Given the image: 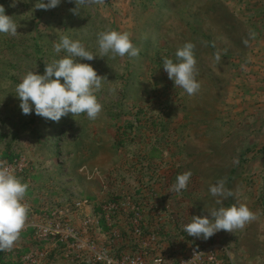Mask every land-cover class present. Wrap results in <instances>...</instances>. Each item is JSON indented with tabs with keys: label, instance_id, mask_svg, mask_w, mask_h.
<instances>
[{
	"label": "rangeland",
	"instance_id": "rangeland-1",
	"mask_svg": "<svg viewBox=\"0 0 264 264\" xmlns=\"http://www.w3.org/2000/svg\"><path fill=\"white\" fill-rule=\"evenodd\" d=\"M36 2L0 0L17 22L15 36L0 34V164L29 185L25 226L0 264H178L192 249L205 251L198 264H264V0H77L79 14L75 0ZM108 28L140 52L77 58L108 79L100 115L22 114L15 85L65 55L53 51L60 36L95 54ZM185 42L201 85L193 96L162 67ZM189 170L187 188L172 191ZM221 179L233 192L225 206L256 219L208 239L184 233L216 206L208 189Z\"/></svg>",
	"mask_w": 264,
	"mask_h": 264
},
{
	"label": "clouds",
	"instance_id": "clouds-1",
	"mask_svg": "<svg viewBox=\"0 0 264 264\" xmlns=\"http://www.w3.org/2000/svg\"><path fill=\"white\" fill-rule=\"evenodd\" d=\"M71 9L79 14V8ZM86 0H79L83 4ZM61 0H37L34 8L51 9L57 7ZM0 34L15 36L17 22L5 13L0 5ZM97 51L94 54L79 41L68 35H61L53 45L56 54L65 55L45 64L43 74L30 69L15 85V96L19 100L22 114L34 113L46 120L58 122L62 117L72 114L73 117L85 114L90 120H95L102 111V104L97 93L102 89L106 77L98 75L89 63L80 62L77 58L92 61L94 58H105L109 54L113 58L127 55L135 58L140 49L135 46L129 33L116 29H105L96 34ZM215 59H221L216 54ZM163 70L173 82L174 87L193 96L200 90L197 80L196 58L194 44L185 42L175 52V60L164 57ZM114 92L115 89H109ZM192 176L191 171H185L176 177L172 191L177 193L185 190ZM29 185L23 182L9 166L0 164V251H10L20 238V233L28 217V206L23 202ZM209 192L216 199L215 207L207 209V215H193L190 222L182 226L184 233L197 238L208 239L216 232L224 230L233 233L243 229L245 225L256 219V215L244 204L225 206L224 199L233 196V192L225 187L223 179L209 185Z\"/></svg>",
	"mask_w": 264,
	"mask_h": 264
},
{
	"label": "built area",
	"instance_id": "built-area-1",
	"mask_svg": "<svg viewBox=\"0 0 264 264\" xmlns=\"http://www.w3.org/2000/svg\"><path fill=\"white\" fill-rule=\"evenodd\" d=\"M136 232L139 230L136 228ZM205 251L201 249H192L187 258L181 260L178 264H198L203 260ZM100 256H97V260H101ZM210 260H213V256H210ZM123 264H141L137 258H126V261ZM155 264H166L165 260L161 257L155 259Z\"/></svg>",
	"mask_w": 264,
	"mask_h": 264
},
{
	"label": "trees",
	"instance_id": "trees-1",
	"mask_svg": "<svg viewBox=\"0 0 264 264\" xmlns=\"http://www.w3.org/2000/svg\"><path fill=\"white\" fill-rule=\"evenodd\" d=\"M14 19H17V14L14 15Z\"/></svg>",
	"mask_w": 264,
	"mask_h": 264
}]
</instances>
